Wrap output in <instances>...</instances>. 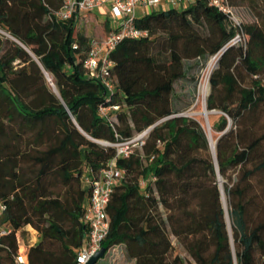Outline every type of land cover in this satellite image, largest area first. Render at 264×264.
I'll return each instance as SVG.
<instances>
[{
    "label": "trees",
    "instance_id": "1",
    "mask_svg": "<svg viewBox=\"0 0 264 264\" xmlns=\"http://www.w3.org/2000/svg\"><path fill=\"white\" fill-rule=\"evenodd\" d=\"M228 1L256 20L238 25L207 0L137 17L149 35L113 51L117 92L108 101L84 65L95 36L54 15L65 0H0V29L12 37L0 33V203L13 229L0 264H16L28 225L39 233L30 264H79L91 230L84 173L116 156L102 141L151 126L143 151L117 159L126 179L108 206L107 255L122 246L136 264H187L175 237L196 264H264V0ZM216 55L207 100L214 151L208 124L181 113L191 102L178 105L175 83ZM101 105L120 106L116 121Z\"/></svg>",
    "mask_w": 264,
    "mask_h": 264
},
{
    "label": "built area",
    "instance_id": "2",
    "mask_svg": "<svg viewBox=\"0 0 264 264\" xmlns=\"http://www.w3.org/2000/svg\"><path fill=\"white\" fill-rule=\"evenodd\" d=\"M192 1L193 0H65L63 6L54 11V15L59 19L68 20L75 18L80 22L84 13L93 12L106 4L110 5V30L105 36H95L91 40L90 49L84 62L89 75L99 81L104 87V95L109 101L114 93L117 92L115 79L112 75L115 64L111 57L113 51L125 39H141L149 35L147 30L141 29L136 25L138 6L153 7L156 10H167L173 7H182ZM207 1L211 6L229 14L236 24H242V19L238 16L228 0ZM243 38L244 33L240 32L231 42L236 43ZM74 47H77V44H74ZM119 108V105H114L112 107L101 105L99 112L106 120L114 122L116 121V116L111 114V111ZM152 128L153 126L142 132L136 133L132 137L116 142L102 141L105 145L116 147V156L98 173H93L92 169L84 173L83 181L90 189V196L83 219L89 224L91 230L87 243L77 256L79 264H86L103 247V242L109 235L110 220L108 216V206L115 187L126 179V170L117 165V159L121 157H130L136 151H143L146 137ZM141 184L145 186L146 181L142 180ZM5 211L6 205L0 203V248L5 247L2 239L13 231L11 226L2 223ZM21 233L22 230L18 231L19 242ZM25 249V251L14 253L13 256L16 264H30V247L27 246ZM117 250L118 248L116 247L113 248L112 251L110 250V252L114 253L116 256V254H118Z\"/></svg>",
    "mask_w": 264,
    "mask_h": 264
},
{
    "label": "rangeland",
    "instance_id": "3",
    "mask_svg": "<svg viewBox=\"0 0 264 264\" xmlns=\"http://www.w3.org/2000/svg\"><path fill=\"white\" fill-rule=\"evenodd\" d=\"M195 2L196 0H193L191 4H194ZM108 7L107 8L103 7L102 13H107V14L109 13V15L111 16V12L109 11ZM153 10H155L153 7H149V10H147L146 12L142 7L138 6L137 17L139 18L144 17L146 14L152 12ZM235 11L244 22H253L256 20L254 13L248 7H245V6L238 7L235 9ZM92 13L95 15H98L99 20L101 22L105 18L104 15L97 14L96 11H93ZM101 28L102 27L98 24V22H96L95 19H88L86 21H83L82 19L79 22V30L84 31L85 33L89 35L99 36L98 34L101 33ZM0 33L6 37H11L9 33L5 32L2 29H0ZM213 60L216 63L215 65L216 67L218 56H212L204 67L199 68L196 66L194 67L192 66V69L191 71H189L188 76L183 79H178L175 83L176 101L178 105L185 106L186 104L191 102V105L185 111L181 113L182 114L185 113L194 119H198L203 122H206L208 124L207 132L210 138V142H211V139L216 141L215 136H214L216 133L213 132L211 125L209 123V115L207 118L206 113L204 114L206 109L208 110L207 101L205 102V100H203V96H200L199 86L202 83H206V82L210 84V78H211L212 71L211 72L209 71L208 65L210 61H213ZM194 63L195 62L191 61L192 65H194ZM208 112L210 114L211 111L208 110ZM225 199L227 201L226 195H225ZM228 223H229L230 230L232 231L230 219L228 220ZM26 229L28 228H25L24 230ZM26 232H28V234H30L31 236L32 230L30 228L26 230ZM173 242L176 247V252L185 258L187 264H190V263L196 264L195 261L192 259V257L188 254L186 249L177 242V239L175 237H173ZM23 246L27 248L28 245L25 244ZM117 248H118L117 250L118 254H116V256L114 253H110V255L108 254L104 258L100 259L97 264H136L135 260H129L127 256H124L122 254V250H123L122 246H117Z\"/></svg>",
    "mask_w": 264,
    "mask_h": 264
},
{
    "label": "crops",
    "instance_id": "4",
    "mask_svg": "<svg viewBox=\"0 0 264 264\" xmlns=\"http://www.w3.org/2000/svg\"><path fill=\"white\" fill-rule=\"evenodd\" d=\"M103 7H105V8L108 7L109 11L111 12V8H110L109 4L103 5L99 9L95 10L97 14L105 16V18H104V20L102 22L99 20V16L93 14L92 12L84 13L83 18H82L83 21H86L88 19H95L96 22H98V24L102 27L101 28V33L98 34L100 37L105 36L110 30V15H109V13L108 14L107 13H102ZM140 7H142L146 12H147V10H149V7H143V6H140ZM87 35H89V34H87ZM26 228H28V229L30 228L32 230L31 236H30V234H28V232L25 235L23 233H21V235H20V243L22 245L27 244L29 247H31L32 245H34L38 241L39 233H38V231L36 229H34L30 225H28ZM28 229H26V230H28Z\"/></svg>",
    "mask_w": 264,
    "mask_h": 264
},
{
    "label": "water",
    "instance_id": "5",
    "mask_svg": "<svg viewBox=\"0 0 264 264\" xmlns=\"http://www.w3.org/2000/svg\"><path fill=\"white\" fill-rule=\"evenodd\" d=\"M220 58V57H219ZM219 59L217 60V63H218ZM214 70V69H213ZM212 70V71H213ZM46 75L47 77L49 78V80H52L50 77H49V73L46 72ZM53 84V88H54V91L59 94L58 90H57V87L54 83ZM210 85V84H209ZM60 95V94H59ZM208 118V116H207ZM209 137V135H208ZM210 139V138H209ZM215 150H216V144H215ZM222 183V182H221ZM222 193H223V196H224V200L226 201L225 199V189H224V186H223V183H222ZM229 220V219H228ZM108 253V248L106 246H103L86 264H97L98 261L102 258H104Z\"/></svg>",
    "mask_w": 264,
    "mask_h": 264
},
{
    "label": "bare ground",
    "instance_id": "6",
    "mask_svg": "<svg viewBox=\"0 0 264 264\" xmlns=\"http://www.w3.org/2000/svg\"><path fill=\"white\" fill-rule=\"evenodd\" d=\"M215 61H210L209 65H208V68H209V71L211 72L214 68H215ZM50 77V75H49ZM52 82V81H51ZM199 92H200V96H203V100H205V102L207 101V98H208V94L210 92V85L208 82L206 83H202L200 85V89H199ZM206 113V116L209 115V112L208 110L206 109V111L204 112V114ZM215 144H216V141H214L213 139H211V146H212V149L215 151Z\"/></svg>",
    "mask_w": 264,
    "mask_h": 264
}]
</instances>
